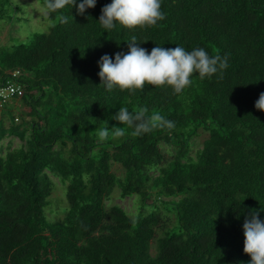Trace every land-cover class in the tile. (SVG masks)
<instances>
[{"label": "trees", "instance_id": "1", "mask_svg": "<svg viewBox=\"0 0 264 264\" xmlns=\"http://www.w3.org/2000/svg\"><path fill=\"white\" fill-rule=\"evenodd\" d=\"M111 2L97 0L83 16L72 5L50 12V32L0 47V85L23 90L0 111L11 119L0 144L26 142L0 154V264H251L243 225L252 210L264 221V111L255 107L264 93V0H162L165 19L155 26L109 31L98 22ZM12 14L0 0V20ZM133 36L149 54L204 48L227 56L228 67L222 77L194 74L180 94L153 85L108 91L101 58L128 53ZM122 106L175 126L133 135L113 119ZM105 127L125 135L101 141L96 130ZM202 131L209 137L193 156ZM50 173L66 184L62 221L46 216ZM116 188L122 200L139 197L136 217L107 208Z\"/></svg>", "mask_w": 264, "mask_h": 264}, {"label": "clouds", "instance_id": "2", "mask_svg": "<svg viewBox=\"0 0 264 264\" xmlns=\"http://www.w3.org/2000/svg\"><path fill=\"white\" fill-rule=\"evenodd\" d=\"M97 0H45V7L49 12H58L68 5L77 7L80 15L87 9L95 8ZM162 0H112L102 8L99 24L112 30L117 24L128 29L155 26L158 21L165 19L161 10ZM60 22L67 23L68 18L61 15ZM136 37L128 43L129 52L117 53L115 60L104 55L100 61L99 77L108 91L119 88L121 91L134 93L143 90L145 85L156 87H171L176 94L182 93L192 84V77L198 73L201 79L210 78L217 73L223 74L228 67L227 56L219 54L210 56L204 48H195L191 51L177 46L167 49L154 47L149 54L144 48L138 47ZM255 107L264 111V93H261ZM146 107L129 110L121 107L118 114L113 117L122 125L134 129L133 135L140 136L150 133L157 128H173L174 122L165 119L158 112L148 114ZM101 141L123 137L125 130L121 127H108L97 129ZM259 212L252 210V214L245 220L244 252L251 257V264H264V221L259 218Z\"/></svg>", "mask_w": 264, "mask_h": 264}, {"label": "rangeland", "instance_id": "3", "mask_svg": "<svg viewBox=\"0 0 264 264\" xmlns=\"http://www.w3.org/2000/svg\"><path fill=\"white\" fill-rule=\"evenodd\" d=\"M10 1L13 10L12 19L0 20V47L28 43L33 35L48 33L55 26L56 21L50 19V12L38 0ZM16 117L18 118L19 114H16ZM10 125L11 119L9 116L2 117L0 115V127L8 128ZM208 137L209 132L202 131L200 137L193 139V156L203 147V143ZM25 144L26 142L19 138L13 136L6 137L0 144V154L5 155L10 148H18L25 146ZM162 150L165 152L166 147L162 146ZM113 169L117 171L116 167H113ZM49 176L54 182L55 188L49 199V206L46 208V216L50 222L62 221L69 208L66 184L51 173ZM106 206L108 209L113 206H121L132 217H136L142 210L139 197L135 196L122 200L118 188L114 190L106 202ZM153 210L157 209L152 207L147 208V212L149 213ZM161 211L163 212V209ZM168 216L175 225V217L172 214H168Z\"/></svg>", "mask_w": 264, "mask_h": 264}, {"label": "built area", "instance_id": "4", "mask_svg": "<svg viewBox=\"0 0 264 264\" xmlns=\"http://www.w3.org/2000/svg\"><path fill=\"white\" fill-rule=\"evenodd\" d=\"M20 74H21L20 71H16L10 73L9 75L11 77L18 78ZM22 94H23V90L16 82L7 80L6 83L0 85V111L2 110L3 106H5L14 97L21 96Z\"/></svg>", "mask_w": 264, "mask_h": 264}]
</instances>
